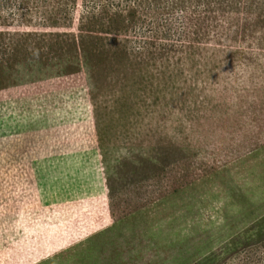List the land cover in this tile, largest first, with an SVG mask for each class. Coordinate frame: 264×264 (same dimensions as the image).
Instances as JSON below:
<instances>
[{
    "label": "rangeland",
    "instance_id": "374dc122",
    "mask_svg": "<svg viewBox=\"0 0 264 264\" xmlns=\"http://www.w3.org/2000/svg\"><path fill=\"white\" fill-rule=\"evenodd\" d=\"M246 5L230 17L256 36L264 0ZM80 12L0 27L14 47L66 40L61 57L0 62V264H264V70L196 56L135 93L103 73L97 119Z\"/></svg>",
    "mask_w": 264,
    "mask_h": 264
},
{
    "label": "trees",
    "instance_id": "16d2710c",
    "mask_svg": "<svg viewBox=\"0 0 264 264\" xmlns=\"http://www.w3.org/2000/svg\"><path fill=\"white\" fill-rule=\"evenodd\" d=\"M77 1L0 0V27L16 23L43 28L66 27ZM237 6L244 10L246 0H81L77 43L74 44L78 45L90 81L97 119L102 103L103 73L117 74L116 83L112 82L118 92L135 93L144 92L143 87L154 77L164 75L169 66L181 72L184 63L196 56L198 60L209 59L210 54L215 58L221 53L233 60L238 56L264 70V27L256 36L247 35L248 29L231 20L230 14L236 12ZM247 36L251 37L250 42L245 41ZM205 37H214L213 47ZM237 37L247 50H241L240 45V50L227 45L236 42ZM61 41L64 40L60 35L35 33L20 37L16 47L13 40L12 43L0 40V62L8 55L13 57L12 62L17 61L16 58L29 60L31 51L44 58L61 57L66 40ZM223 41L225 44L221 43ZM251 45L255 46V53L249 50Z\"/></svg>",
    "mask_w": 264,
    "mask_h": 264
}]
</instances>
